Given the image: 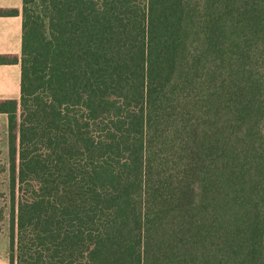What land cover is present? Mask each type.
<instances>
[{"label": "trees", "instance_id": "trees-1", "mask_svg": "<svg viewBox=\"0 0 264 264\" xmlns=\"http://www.w3.org/2000/svg\"><path fill=\"white\" fill-rule=\"evenodd\" d=\"M22 19L0 55L21 65L0 98L10 264H264V0H23Z\"/></svg>", "mask_w": 264, "mask_h": 264}, {"label": "crops", "instance_id": "crops-1", "mask_svg": "<svg viewBox=\"0 0 264 264\" xmlns=\"http://www.w3.org/2000/svg\"><path fill=\"white\" fill-rule=\"evenodd\" d=\"M22 7L23 0H0V11H4L0 13V55L21 53ZM11 9H18L19 14H6ZM20 84V63L0 64V98H19Z\"/></svg>", "mask_w": 264, "mask_h": 264}, {"label": "rangeland", "instance_id": "rangeland-1", "mask_svg": "<svg viewBox=\"0 0 264 264\" xmlns=\"http://www.w3.org/2000/svg\"><path fill=\"white\" fill-rule=\"evenodd\" d=\"M12 205L8 119L6 114H0V207L5 215L0 230V264H10Z\"/></svg>", "mask_w": 264, "mask_h": 264}]
</instances>
